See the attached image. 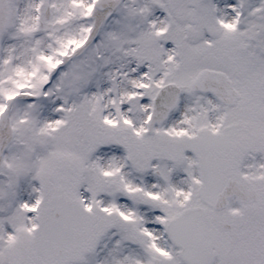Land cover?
Listing matches in <instances>:
<instances>
[{
  "label": "snow or ice",
  "instance_id": "1",
  "mask_svg": "<svg viewBox=\"0 0 264 264\" xmlns=\"http://www.w3.org/2000/svg\"><path fill=\"white\" fill-rule=\"evenodd\" d=\"M0 264H264V0H0Z\"/></svg>",
  "mask_w": 264,
  "mask_h": 264
}]
</instances>
